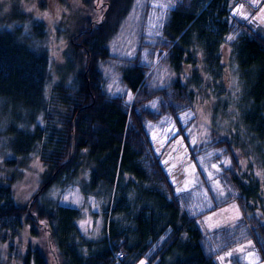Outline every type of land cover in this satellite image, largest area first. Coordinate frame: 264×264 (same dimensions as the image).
I'll list each match as a JSON object with an SVG mask.
<instances>
[{
	"label": "trees",
	"instance_id": "1",
	"mask_svg": "<svg viewBox=\"0 0 264 264\" xmlns=\"http://www.w3.org/2000/svg\"><path fill=\"white\" fill-rule=\"evenodd\" d=\"M242 1L185 0L168 9L157 43H146L140 31L135 55L121 59L115 73L123 93L107 88L104 74L115 59L109 46L125 27L134 0H79L86 9L104 11L100 18L83 16L74 23L55 79L48 30L22 14L4 15L0 6V264H215L217 253L196 219L231 199L241 219L221 229V239L227 248L252 242L231 264L264 263V34L251 19L233 16ZM149 45L169 75L150 92L152 68L139 58ZM225 47L238 64L240 118L229 128L212 123L211 135L203 139L199 130L187 132L190 125H181L178 113L205 96L198 88H222L217 79ZM125 92L135 96L130 104ZM152 97L159 98L157 112L140 105ZM165 114L177 132L164 134V140L184 148L178 168L167 164L170 156L164 161L161 150L155 154L144 127ZM204 152L218 153L205 163ZM22 178L28 181L26 205L15 192ZM220 178L236 195L217 197L221 201L211 196L213 206L191 215L186 195L201 184L207 192L213 184L219 188ZM71 185L83 200H96L104 221L98 238L77 227L85 203H59ZM29 203L37 222L27 212Z\"/></svg>",
	"mask_w": 264,
	"mask_h": 264
},
{
	"label": "rangeland",
	"instance_id": "2",
	"mask_svg": "<svg viewBox=\"0 0 264 264\" xmlns=\"http://www.w3.org/2000/svg\"><path fill=\"white\" fill-rule=\"evenodd\" d=\"M185 0H134V8L129 13L127 19L125 20V27L121 30L119 36L116 40L110 44L109 49L115 59L110 61L105 68V80L107 81V88H119L120 93H123V85L117 79L116 71L120 69L119 63H121L122 58H132L135 55V50L137 48V42L139 38V32L144 35V41L150 43L152 46L157 43V37L160 34V28L163 26L165 14L168 9H172L180 6ZM259 0H245L238 3L233 11V16L239 20H253L257 18L259 23L251 24L261 28L264 34V5L258 3ZM248 3V4H247ZM0 6L2 14L7 15L12 12L22 14L21 16L25 19H32L35 22L41 23L48 30V45L47 51L51 58L52 64V75L55 79V70L57 68H63L64 66V54L67 50L69 43V34L74 31L73 25L77 23L79 19L85 16L88 20L100 18L101 9H89L82 6L79 0H63L59 4L58 0H0ZM260 7L259 13H254L253 7ZM256 20V21H257ZM194 42V41H193ZM127 43V45H124ZM195 44V42H194ZM196 48V47H195ZM223 54L221 52L219 62L221 63V79H217V84L219 83L222 88H198L196 91L201 92L202 95L199 102H194L193 107L188 110H181L178 113V121L181 125H190L187 132L200 131L201 138L207 139L211 135V124L218 128H229L234 126L240 118V106L238 104L241 102L240 88H242V83L238 76V64L234 54L232 53L231 47L223 48ZM158 50H154L151 46L143 47L140 51L139 58L140 61L145 64H150L151 72L148 78L147 91H153L158 86L163 84V82L169 77L168 72L165 71V66L158 62L157 53ZM167 72V73H166ZM184 73H189V68L184 67ZM195 91V90H194ZM195 91L196 95L198 93ZM116 92V91H114ZM125 103L130 104L135 100V96L131 95L129 92H125ZM207 96L209 99L206 100ZM141 107L149 109L151 111L157 112L159 108V98L152 97L150 100L142 101ZM9 106V105H8ZM0 101V108H1ZM10 108V106H9ZM215 112V118H212ZM0 112V120H1ZM145 130L152 140L153 149L155 154H159L164 158L170 156L168 165L176 166L183 153H179L181 149L184 152V148L180 145L175 149V141L171 142L170 145L166 143L163 135L168 134L170 137L173 132L176 133L177 128L173 118L165 114L160 117L157 121H145ZM191 129V130H190ZM176 131V132H175ZM202 139V140H203ZM220 151V150H219ZM211 156H206V153H202L200 156L202 161H207L218 152H211ZM162 154V155H161ZM162 159V158H161ZM185 156L181 158L183 161ZM176 168H178L176 166ZM209 170L210 167H205V170ZM182 170V168H181ZM186 169L183 167L182 172ZM211 171L213 177H217L218 172L214 170ZM79 180V179H78ZM77 180V181H78ZM221 187H217L213 184L211 191L206 190L205 185L201 184L195 190L190 191L184 199L187 198L186 209L191 215L203 213L206 209L210 208L213 200L221 201L218 199H223L226 194L228 196H235V188L227 182L224 178H220ZM27 180H19L16 184V197L21 205H26L29 200V191L25 187ZM218 197V199H217ZM59 203L68 206H80L85 203L86 206L83 207V216L77 221V227L79 231L88 238H98L102 233L104 221L99 212L97 202L92 197H87L83 200L82 195L78 191L75 185H71L64 192L61 193ZM219 204V203H216ZM94 212L96 217L90 216ZM240 209L235 200H229L225 205L219 207L218 209L207 213L200 218L196 219L197 226L199 227L202 235L207 240L206 242L212 247V251L217 253L214 257L215 264H231V257L236 256L242 252H246L252 247V242L250 240H245L241 243L233 245L229 248L225 247V242L219 234L221 229L230 227L238 223L241 219ZM102 228V230H101ZM40 244L46 242V234L41 232ZM227 248V249H224ZM224 249V250H223ZM219 252V253H218ZM137 264H145L141 260ZM264 264V263H257Z\"/></svg>",
	"mask_w": 264,
	"mask_h": 264
},
{
	"label": "crops",
	"instance_id": "3",
	"mask_svg": "<svg viewBox=\"0 0 264 264\" xmlns=\"http://www.w3.org/2000/svg\"><path fill=\"white\" fill-rule=\"evenodd\" d=\"M258 3L262 6V5H264V0H259ZM261 6H260V7H261ZM260 7H258V8L253 7L252 9H253V11H254L255 9H258V10H256V14H257V13H259V12L261 11V10H260ZM256 20H257V18L255 17V18H253V20H250V21H252L254 24H255V23H259V22H258L259 20H257V21H256ZM259 24H262V23H259ZM262 25H263V24H262ZM257 28H258V27H257Z\"/></svg>",
	"mask_w": 264,
	"mask_h": 264
},
{
	"label": "water",
	"instance_id": "4",
	"mask_svg": "<svg viewBox=\"0 0 264 264\" xmlns=\"http://www.w3.org/2000/svg\"><path fill=\"white\" fill-rule=\"evenodd\" d=\"M30 207H31V203H29V205L27 207V212L29 213L31 219L37 222V219H36L35 214H33V213L30 212Z\"/></svg>",
	"mask_w": 264,
	"mask_h": 264
},
{
	"label": "snow or ice",
	"instance_id": "5",
	"mask_svg": "<svg viewBox=\"0 0 264 264\" xmlns=\"http://www.w3.org/2000/svg\"><path fill=\"white\" fill-rule=\"evenodd\" d=\"M229 39H231V37H229Z\"/></svg>",
	"mask_w": 264,
	"mask_h": 264
}]
</instances>
